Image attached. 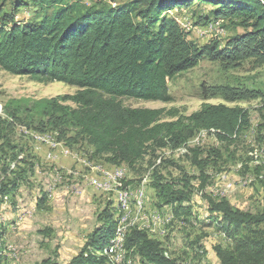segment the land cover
<instances>
[{
  "label": "trees",
  "instance_id": "1",
  "mask_svg": "<svg viewBox=\"0 0 264 264\" xmlns=\"http://www.w3.org/2000/svg\"><path fill=\"white\" fill-rule=\"evenodd\" d=\"M195 2L212 6L197 23L229 20L244 31L223 46L216 39L202 45L190 40L169 12ZM22 7L31 8V14L19 18ZM247 59L264 63V0H128L116 5L104 0H0V69L78 87L71 95L7 101V118L0 117V146L7 144L6 131L15 121L38 131L53 130L68 145L85 142L93 156L110 164H132L149 147H179L200 130L212 131L219 140L235 138L249 124L248 113L239 106L204 103L188 116L160 121L162 109L124 106L119 98L167 102L168 81L202 60L225 71ZM200 95L229 101L264 97L260 89L231 83H203ZM191 150L201 166L199 149ZM18 183L0 175V200ZM152 185L164 203L173 205L174 214L188 209L189 193L183 187L163 183L160 176ZM45 200L43 196L40 202ZM206 200L207 221L230 241L226 247H212L219 264H264V212L242 211L225 198ZM113 216L108 207L99 213L102 223L66 264H115ZM124 244L122 264L134 260L132 252L144 264H187L180 256H169L160 240L142 230L130 228ZM4 260L0 255V264ZM32 264L59 263L46 257Z\"/></svg>",
  "mask_w": 264,
  "mask_h": 264
},
{
  "label": "rangeland",
  "instance_id": "2",
  "mask_svg": "<svg viewBox=\"0 0 264 264\" xmlns=\"http://www.w3.org/2000/svg\"><path fill=\"white\" fill-rule=\"evenodd\" d=\"M104 1L116 5L128 0ZM210 9V5L195 2L169 13L188 32V38L199 45L215 38L223 46L230 37L244 31L243 27L220 19L223 35L205 37L201 33L204 24L197 22L199 15ZM31 10L22 7L18 17L28 16ZM203 83L243 84L264 93V63L247 59L224 71L218 63L202 60L168 81L171 100L167 102L119 98L124 106L162 109L160 121L188 116L204 103L239 106L249 117L248 126L235 138L219 140L212 131L200 130L179 147H149L132 164H110L103 157L93 156L92 148L85 142L68 145L53 130L38 131L23 122H13L6 131L7 144L0 146V175L5 181L17 178L19 183L0 200V255L3 257L4 250L8 254L1 264H32L46 257L66 264L81 249L89 233L102 223L104 214L100 220L97 217L105 207L114 213L118 224L119 187L130 191L132 206L141 188L146 213L158 210L174 214L173 205L164 203L152 187L158 176L163 183L183 187L189 193L185 203L188 209L174 214L163 235L159 228L148 235L160 240L169 256H180L187 264L189 260L194 264H219L212 247H226L230 241L207 221L206 197L225 198L242 211L264 212V97L236 101L220 96L202 98ZM77 90L78 87L63 82L36 81L0 69V117L7 118L4 105L10 99L35 101L71 95ZM65 103L74 106L69 101ZM193 148L200 151L197 159L203 161L201 166L194 161ZM7 166L4 174L2 169ZM43 196L44 203L40 202ZM131 256L136 257L133 260L129 254V264H144L135 253Z\"/></svg>",
  "mask_w": 264,
  "mask_h": 264
},
{
  "label": "bare ground",
  "instance_id": "3",
  "mask_svg": "<svg viewBox=\"0 0 264 264\" xmlns=\"http://www.w3.org/2000/svg\"><path fill=\"white\" fill-rule=\"evenodd\" d=\"M217 22H219V34L216 32L217 31ZM221 22L222 21L220 19H217V20L209 23L208 24V31H206V34H209L210 36H213V37L222 36L224 33V29L221 27V25H222ZM198 31H200V30H198ZM201 33L204 34L203 29L201 30ZM212 39L214 40L215 38H212ZM35 135H36V133H35ZM39 135H40V133H39ZM41 143H42V141H41ZM62 145H64V144H62ZM86 155H83V156H86ZM91 157H93V156H91ZM88 159L90 160V158H88ZM105 167L107 168V166H105ZM99 169H100V167H99ZM121 171L123 172V170H121ZM118 174H120V171ZM54 176H55V174H54ZM56 176H57V178L59 177V175H57V174H56ZM61 176H63V175H61ZM114 176H116V174H114ZM57 178H54V179L57 180ZM65 181H67V180H65ZM119 188L120 189H119L116 200H117V204H118L117 207L119 208L120 214H119L118 224L116 226V238L119 237V231H122V240L120 242V251H119V258L118 259H117V255H116L115 251L112 249V253H113L112 258H113L115 264H121L124 261V258H125L124 238L126 237V233L128 232V230L130 228H135L137 230L145 231L147 234L155 233V229L159 228L161 234L163 235V233L165 232L164 230H165L166 226L169 225L174 220L173 214H171L170 212H169L170 214H164L163 212L157 210V212L155 211L153 213H146L147 211L145 210V206H144L145 205L144 204V202H145L144 194H143V190L141 188L139 189L138 194L135 196V201L133 203V206L131 205V198H130L131 193H130V191L126 188H122V187H119ZM121 197H123V200ZM123 202H125V203H123ZM127 264H129L128 261H127Z\"/></svg>",
  "mask_w": 264,
  "mask_h": 264
},
{
  "label": "built area",
  "instance_id": "4",
  "mask_svg": "<svg viewBox=\"0 0 264 264\" xmlns=\"http://www.w3.org/2000/svg\"><path fill=\"white\" fill-rule=\"evenodd\" d=\"M201 28L204 30V36L206 37V31H208V24H204L201 26ZM219 34V22H217V31ZM123 200V197H121ZM125 203V202H123ZM145 203V202H144ZM122 240V231H119V237L114 239V243H113V247L112 249L115 251L116 255H117V259L119 258V251H120V242ZM7 250H4L3 252V258L5 259L7 256Z\"/></svg>",
  "mask_w": 264,
  "mask_h": 264
}]
</instances>
